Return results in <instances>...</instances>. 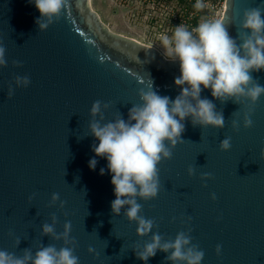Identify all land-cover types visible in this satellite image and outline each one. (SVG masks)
Returning a JSON list of instances; mask_svg holds the SVG:
<instances>
[{
  "label": "water",
  "instance_id": "1",
  "mask_svg": "<svg viewBox=\"0 0 264 264\" xmlns=\"http://www.w3.org/2000/svg\"><path fill=\"white\" fill-rule=\"evenodd\" d=\"M260 4L264 0H225L221 18L230 36L237 37L244 10ZM40 15L30 0H0V43L8 61L0 68V249L22 256L25 248L35 253L41 242L63 247V240L41 236L54 213L57 233L71 222L79 264H145L133 249L142 250L151 234L139 236L123 210L112 216V175L108 161L92 151L99 141L90 135V110L101 100L110 104L102 123L120 113L127 120L129 109L141 103L140 89L147 90L151 81L154 91L174 100L181 91L175 85L179 61L111 32L89 0H68L61 18L45 31L35 23ZM251 74L264 86V69ZM16 75L29 76L31 84L17 88ZM9 85L15 89L11 98ZM201 96L223 110L224 129L194 127L190 118L184 122L185 142L158 165V197L138 199L141 214L155 219L153 232L164 239L191 229L192 243L205 253L202 264H264V96L255 105L221 104L210 89ZM249 110L254 123L245 128L243 114ZM237 112L238 131L232 127ZM227 137L232 147L223 151L220 142ZM190 166L195 175L188 174ZM202 173L212 178L202 180ZM53 193L66 202L63 208L52 204ZM167 255L158 251L147 264H171Z\"/></svg>",
  "mask_w": 264,
  "mask_h": 264
},
{
  "label": "clouds",
  "instance_id": "2",
  "mask_svg": "<svg viewBox=\"0 0 264 264\" xmlns=\"http://www.w3.org/2000/svg\"><path fill=\"white\" fill-rule=\"evenodd\" d=\"M30 2L35 4L41 14L35 21L39 31H45L61 18L68 0ZM205 7V0H196L194 8L197 11ZM159 40L163 55L169 60L179 61L181 75L175 78V85L181 89L180 93L174 100L169 96H161L153 90L151 81L147 90L140 89L141 103L129 109L127 120L120 113L107 123L102 121L105 120V111L110 108V104L101 100L94 101L89 127L90 135L99 143H93L92 151L96 157L108 161L107 170L112 175L111 183L116 197L111 202L112 216H120L123 210L129 222L137 224L139 236L151 234L150 242L145 243L142 250L133 249L136 257L147 264L150 258L161 251L168 254L165 260L171 264H202L205 253L199 245L192 243L191 229L180 231L174 239H164L158 231L153 232L154 228H158L155 219L141 214L143 206L138 203V199L147 202L158 197L161 187L158 165L171 160L173 149L185 142L182 134L185 132L186 120L190 118L194 127L224 129L226 121L223 110L218 111L216 104L207 97L202 98L205 89H210L212 97L221 104L232 101L241 105L247 101L255 105L264 96V86L251 74L264 69V4L244 10L235 38L229 35L224 19L217 18L202 19L191 30L180 24L174 27L171 35L161 34ZM13 64L22 66L20 61H14ZM7 66L6 48L0 43V68ZM14 83L17 88H27L31 79L27 75H16ZM14 93L15 89L9 85L8 98ZM236 115L232 127L238 131L241 122L238 112ZM253 123L251 110L244 112L243 126L251 128ZM231 147V137L220 142L223 151H229ZM97 164L95 157L90 159L91 170L94 171ZM105 172V168L100 169L101 175ZM188 174L195 175L196 169L190 166ZM211 178V173L201 174L202 180ZM34 197L35 194L29 200ZM212 199H216L215 193ZM51 202L53 205L59 202L61 208L66 203L60 201L58 193H53ZM51 220V224L42 225L41 236L63 240V247L57 249L55 244L45 246L41 242L35 253L31 248H25L22 256L0 249V264H79V257L75 255L78 242L70 236L71 222L67 221L64 231L57 233L55 225L58 218L54 213ZM9 235L13 233L10 231ZM20 242L16 238L17 246ZM222 247L219 244L216 246L218 256L222 253ZM88 251L95 253L92 247Z\"/></svg>",
  "mask_w": 264,
  "mask_h": 264
},
{
  "label": "built area",
  "instance_id": "3",
  "mask_svg": "<svg viewBox=\"0 0 264 264\" xmlns=\"http://www.w3.org/2000/svg\"><path fill=\"white\" fill-rule=\"evenodd\" d=\"M195 2L196 0H130L128 5L132 12L125 24L132 30L159 28L167 30L166 33L171 35L174 27L180 24L191 30L202 19L221 18L225 0H205L206 7L201 11L194 8Z\"/></svg>",
  "mask_w": 264,
  "mask_h": 264
},
{
  "label": "flooded vegetation",
  "instance_id": "4",
  "mask_svg": "<svg viewBox=\"0 0 264 264\" xmlns=\"http://www.w3.org/2000/svg\"><path fill=\"white\" fill-rule=\"evenodd\" d=\"M129 1L130 0H89V6L109 30H112L111 27L100 18V10H103L104 12L107 11V13L111 15V18L114 20H112V22H114L115 27L117 28L116 30H124L125 22L132 12L128 5Z\"/></svg>",
  "mask_w": 264,
  "mask_h": 264
},
{
  "label": "rangeland",
  "instance_id": "5",
  "mask_svg": "<svg viewBox=\"0 0 264 264\" xmlns=\"http://www.w3.org/2000/svg\"><path fill=\"white\" fill-rule=\"evenodd\" d=\"M99 14H100V18L106 24H108V26L111 27L112 29L110 30L111 32L133 39L142 44L154 46L163 52V49L161 48L160 45L159 36L161 34L166 33L167 30H160L159 28L157 30H151V28H148V30H143V29L132 30L129 29L126 24L124 30H116L117 28L115 27L114 22H112L113 19L111 18V15L107 13V11L104 12L103 10L102 11L100 10ZM118 28H119V24H118Z\"/></svg>",
  "mask_w": 264,
  "mask_h": 264
},
{
  "label": "bare ground",
  "instance_id": "6",
  "mask_svg": "<svg viewBox=\"0 0 264 264\" xmlns=\"http://www.w3.org/2000/svg\"><path fill=\"white\" fill-rule=\"evenodd\" d=\"M133 40V39H132ZM159 50V49H158ZM162 54H163V52L161 51V50H159Z\"/></svg>",
  "mask_w": 264,
  "mask_h": 264
}]
</instances>
